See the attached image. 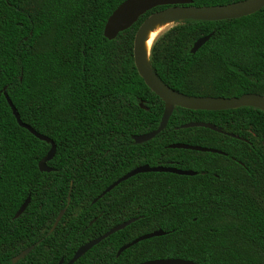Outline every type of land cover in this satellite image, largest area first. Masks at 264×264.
Wrapping results in <instances>:
<instances>
[{
	"label": "trees",
	"instance_id": "1",
	"mask_svg": "<svg viewBox=\"0 0 264 264\" xmlns=\"http://www.w3.org/2000/svg\"><path fill=\"white\" fill-rule=\"evenodd\" d=\"M124 1L0 0V264H13L31 246L15 264L67 263L79 247L130 220L74 264H264V112L174 108L159 135L135 144L133 136L158 128L164 105L137 74L133 41L150 15L168 7L107 40L104 25ZM191 1L201 8L243 0ZM149 65L165 86L186 96L264 97V8L235 20L173 23L155 37ZM3 92L20 121L54 143L50 173L37 167L50 145L18 126ZM188 123H208L221 133L181 128ZM173 144L224 155L169 149ZM144 165L196 175L139 174L93 203ZM27 197L29 205L14 219ZM158 230L166 234L116 257L124 245Z\"/></svg>",
	"mask_w": 264,
	"mask_h": 264
},
{
	"label": "water",
	"instance_id": "2",
	"mask_svg": "<svg viewBox=\"0 0 264 264\" xmlns=\"http://www.w3.org/2000/svg\"><path fill=\"white\" fill-rule=\"evenodd\" d=\"M191 0H126L121 3L108 17L104 29L103 36L107 40H114L119 33L129 29L133 24L137 22V20L146 14L147 12L158 8V7H168L162 11L156 12L150 15L138 28L134 41H133V63L134 67L137 71L138 76L141 78L145 86L163 103V113L159 123V126L156 130L147 133L145 135L133 136L132 140L135 144H142L148 142L159 135L167 126L169 118L172 114L174 108H181L190 111H205V112H220L227 110H235L243 107H251L258 109L264 112V97L256 95V94H245L238 98H213V97H194V96H186L173 90L169 89L165 86L154 74L150 65H149V54L146 56L143 43L146 34L148 31L158 23L167 22L168 25L180 21H204V22H220V21H228L240 19L243 17H247L253 15L264 8V0H243L237 3L224 5V6H213V7H201L196 8L191 6ZM211 35L203 37L197 40L190 53L195 54L209 39ZM153 44V43H152ZM152 46V45H151ZM3 96L11 110L13 117L15 118L18 126L26 131H28L32 136H34L37 140L42 141L46 144L50 145V149L45 155L43 159H41L37 165L40 173H50L52 169L47 166V163L50 162L55 155V145L49 138L42 136L36 133L29 126L23 124L20 121L19 115L16 109L13 107L11 101L9 100L7 94L3 92ZM141 109L143 107L142 103L139 104ZM182 129H190V128H203L210 130L215 133H221L219 129H217L214 125L208 123H188L181 127ZM237 138V137H234ZM171 150H186L198 153H211L217 155H224L222 152L209 149L199 146H190L185 144H173L168 146ZM146 173H165V174H173L177 176L183 177H192L195 176L196 173L191 171H183L180 169H176L173 167H149L147 165L137 167L122 177H120L117 181L107 187L94 201L101 199L119 184L133 178L139 174ZM71 191V185L70 190ZM30 203V197L23 202L18 211L14 215V219H17L27 208ZM65 210L60 211L58 216L56 217L50 233L56 228L62 216L64 215ZM134 220H130L124 222L120 225H117L107 231L102 236L94 239L83 246L79 247L77 251L73 254L72 258L66 264H74L78 259H80L85 253L91 250L93 247L98 245L100 242L113 235L116 232H119L132 224ZM166 233L158 230L152 233L142 235L131 243L124 245L121 247L117 253L116 257H119L121 253L131 248L132 246L138 244L139 242L149 240L155 237L164 236ZM34 246L29 247L28 249L22 251L19 255L12 259V263L15 264L19 260L23 259L26 255L30 253ZM63 260H60L58 264H62ZM140 264H193L190 261H185L181 259H160L153 261H146Z\"/></svg>",
	"mask_w": 264,
	"mask_h": 264
},
{
	"label": "bare ground",
	"instance_id": "3",
	"mask_svg": "<svg viewBox=\"0 0 264 264\" xmlns=\"http://www.w3.org/2000/svg\"><path fill=\"white\" fill-rule=\"evenodd\" d=\"M167 26L168 23L167 22H164V23H158L156 25H154L149 31L148 33L146 34L145 36V39H144V43H143V49H144V52L146 54V56H148V53H149V49L155 39V37L157 36V34L161 31V29L164 27V26Z\"/></svg>",
	"mask_w": 264,
	"mask_h": 264
},
{
	"label": "rangeland",
	"instance_id": "4",
	"mask_svg": "<svg viewBox=\"0 0 264 264\" xmlns=\"http://www.w3.org/2000/svg\"><path fill=\"white\" fill-rule=\"evenodd\" d=\"M171 25L172 24H169V25H165L162 29H161V31L157 34L158 36H156V38L157 37H159L161 34H163L166 30H168L170 27H171Z\"/></svg>",
	"mask_w": 264,
	"mask_h": 264
},
{
	"label": "flooded vegetation",
	"instance_id": "5",
	"mask_svg": "<svg viewBox=\"0 0 264 264\" xmlns=\"http://www.w3.org/2000/svg\"><path fill=\"white\" fill-rule=\"evenodd\" d=\"M53 226V225H52ZM62 260V259H61ZM62 264H66V263H64V262H62Z\"/></svg>",
	"mask_w": 264,
	"mask_h": 264
}]
</instances>
